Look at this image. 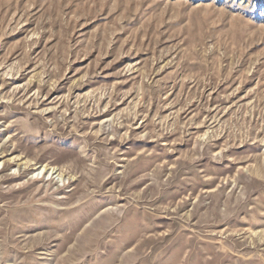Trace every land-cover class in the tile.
I'll return each mask as SVG.
<instances>
[{"label": "rangeland", "instance_id": "1", "mask_svg": "<svg viewBox=\"0 0 264 264\" xmlns=\"http://www.w3.org/2000/svg\"><path fill=\"white\" fill-rule=\"evenodd\" d=\"M0 264H264V0H0Z\"/></svg>", "mask_w": 264, "mask_h": 264}]
</instances>
